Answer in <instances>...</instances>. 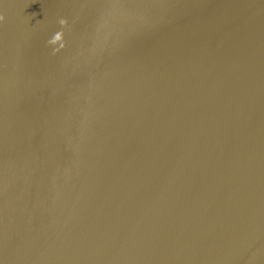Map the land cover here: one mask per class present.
Segmentation results:
<instances>
[{
	"label": "water",
	"instance_id": "water-1",
	"mask_svg": "<svg viewBox=\"0 0 264 264\" xmlns=\"http://www.w3.org/2000/svg\"><path fill=\"white\" fill-rule=\"evenodd\" d=\"M0 264H264V0H0Z\"/></svg>",
	"mask_w": 264,
	"mask_h": 264
}]
</instances>
